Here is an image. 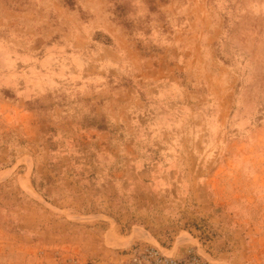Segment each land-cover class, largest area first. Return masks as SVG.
Returning <instances> with one entry per match:
<instances>
[{
    "label": "rangeland",
    "instance_id": "obj_1",
    "mask_svg": "<svg viewBox=\"0 0 264 264\" xmlns=\"http://www.w3.org/2000/svg\"><path fill=\"white\" fill-rule=\"evenodd\" d=\"M145 246L264 264V0H0V264Z\"/></svg>",
    "mask_w": 264,
    "mask_h": 264
},
{
    "label": "built area",
    "instance_id": "obj_2",
    "mask_svg": "<svg viewBox=\"0 0 264 264\" xmlns=\"http://www.w3.org/2000/svg\"><path fill=\"white\" fill-rule=\"evenodd\" d=\"M122 264H209L198 253H190L184 257H174L162 253L153 246L135 247L127 251V258Z\"/></svg>",
    "mask_w": 264,
    "mask_h": 264
}]
</instances>
